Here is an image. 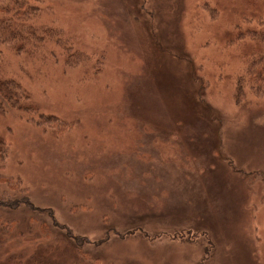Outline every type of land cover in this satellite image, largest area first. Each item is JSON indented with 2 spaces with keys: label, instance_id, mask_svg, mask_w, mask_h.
Listing matches in <instances>:
<instances>
[{
  "label": "rangeland",
  "instance_id": "374dc122",
  "mask_svg": "<svg viewBox=\"0 0 264 264\" xmlns=\"http://www.w3.org/2000/svg\"><path fill=\"white\" fill-rule=\"evenodd\" d=\"M28 1L87 60L0 48L34 110L0 112V177L33 206H0V264L74 263L42 210L100 264H264V98L234 99L264 0Z\"/></svg>",
  "mask_w": 264,
  "mask_h": 264
},
{
  "label": "trees",
  "instance_id": "16d2710c",
  "mask_svg": "<svg viewBox=\"0 0 264 264\" xmlns=\"http://www.w3.org/2000/svg\"><path fill=\"white\" fill-rule=\"evenodd\" d=\"M37 2L28 0H0V48L10 49L17 53H30L42 47L45 43L51 42L61 47L67 53L69 52L66 63L68 65L73 62L87 60V56L82 53L73 52L67 43L62 41L60 32L54 28L40 26L36 20L39 18V5ZM257 28L239 34L241 38H247L252 43H258L264 47V20L259 19L255 23ZM2 51L0 50V71H1ZM235 83V103L240 105L245 102L249 93L254 96L264 98V49L260 52L252 53L248 57L242 72L236 77ZM25 110L33 112L30 106V97L26 94L18 82L11 78L3 79L0 76V112L7 110ZM39 126L46 125L51 129L66 127V123L54 116L39 115L37 121ZM8 154V146L4 142H0V166L6 159ZM19 182H13L10 179L0 177V206L15 208L19 205H25L33 209L27 196L18 194L15 190ZM14 192V193H13ZM50 220V224L42 223L39 230L46 238L50 237V231L55 229L58 231L60 238L53 239V245L60 246V250L69 257H74L73 264H100V260L93 258L84 249L88 239L74 235L70 230L64 233V228L58 224L50 210H42ZM33 222L30 220V223ZM16 221L8 220L0 222V235L7 238L14 232ZM52 228V229H51ZM63 230V231H62ZM48 237V238H47ZM51 240V239H50ZM4 242L0 239V247ZM30 264H54L45 261L43 263L36 253L29 258ZM8 264H23L22 260L13 257ZM29 264V263H25Z\"/></svg>",
  "mask_w": 264,
  "mask_h": 264
}]
</instances>
